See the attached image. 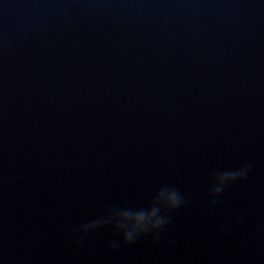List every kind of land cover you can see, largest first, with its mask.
Here are the masks:
<instances>
[{
    "label": "clouds",
    "instance_id": "obj_1",
    "mask_svg": "<svg viewBox=\"0 0 264 264\" xmlns=\"http://www.w3.org/2000/svg\"><path fill=\"white\" fill-rule=\"evenodd\" d=\"M247 174L248 166H245L238 171H228L225 173V175L232 176L234 182L237 180L244 179ZM161 190L155 195L151 206L147 208L107 207L105 209L104 215L122 213L125 218L129 220H134V222L132 223H121L119 221L109 222L106 220L97 219L90 223H85L81 225L76 231L81 233L80 238L83 239V237L87 236L90 232L94 230L107 226H112L115 230L117 237L119 238L118 240H114L111 244V248L113 250L119 247L120 239H122L125 245H131L135 243L138 239L151 235L153 238L152 242L157 243L160 240L161 232L170 222L169 213L179 209L184 203L183 196L177 189L173 188L170 189L172 201L171 204H162L158 199V194L161 192ZM213 203H215V201ZM157 213H159V216L155 219L154 222L151 223L150 226L149 224L145 223V221L150 220L151 217L157 216ZM80 228H83L84 231L81 232ZM76 242L78 243L79 241Z\"/></svg>",
    "mask_w": 264,
    "mask_h": 264
}]
</instances>
